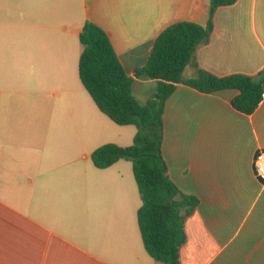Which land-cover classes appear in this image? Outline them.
Returning a JSON list of instances; mask_svg holds the SVG:
<instances>
[{"label": "crops", "instance_id": "0c3cea01", "mask_svg": "<svg viewBox=\"0 0 264 264\" xmlns=\"http://www.w3.org/2000/svg\"><path fill=\"white\" fill-rule=\"evenodd\" d=\"M209 10L210 0H0V264H163L143 244L132 163L92 162L101 146L132 145L137 130L113 122L82 85L79 35L88 21L103 29L132 76L167 27L206 26ZM196 66L258 77L264 0L218 8L187 79ZM157 87L141 76L132 92L146 105ZM238 95L180 85L166 103L168 174L200 201L180 264H264V184L253 168L264 99L245 115L232 107Z\"/></svg>", "mask_w": 264, "mask_h": 264}, {"label": "trees", "instance_id": "16d2710c", "mask_svg": "<svg viewBox=\"0 0 264 264\" xmlns=\"http://www.w3.org/2000/svg\"><path fill=\"white\" fill-rule=\"evenodd\" d=\"M238 1L210 0L206 26L178 22L167 27L156 38L147 63L132 76L126 73L103 29L88 21L79 35L82 85L102 113L118 125L137 130L132 145L101 146L92 153V162L99 169L120 160L132 163L142 199L137 218L143 244L150 257L163 264H180V251L187 240L186 219L200 203L196 196L183 193L168 174L163 155L168 99L180 85L202 94L237 90L232 107L245 115L253 114L264 99V71L256 78L241 74L218 77L196 66L194 78L184 77L186 67L195 62L198 48L210 40L216 10ZM141 76L158 83L146 105H141L132 92L134 80Z\"/></svg>", "mask_w": 264, "mask_h": 264}, {"label": "built area", "instance_id": "2783aa9c", "mask_svg": "<svg viewBox=\"0 0 264 264\" xmlns=\"http://www.w3.org/2000/svg\"><path fill=\"white\" fill-rule=\"evenodd\" d=\"M253 168L256 178L264 184V150H259L255 154Z\"/></svg>", "mask_w": 264, "mask_h": 264}, {"label": "rangeland", "instance_id": "374dc122", "mask_svg": "<svg viewBox=\"0 0 264 264\" xmlns=\"http://www.w3.org/2000/svg\"><path fill=\"white\" fill-rule=\"evenodd\" d=\"M69 63H71L70 61H68V60H64V59H62V68H63V66L65 65V64H69ZM190 76V69L189 68H187L186 69V72H185V74H184V77L185 78H188ZM130 128H136V127H130Z\"/></svg>", "mask_w": 264, "mask_h": 264}]
</instances>
